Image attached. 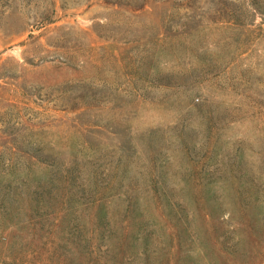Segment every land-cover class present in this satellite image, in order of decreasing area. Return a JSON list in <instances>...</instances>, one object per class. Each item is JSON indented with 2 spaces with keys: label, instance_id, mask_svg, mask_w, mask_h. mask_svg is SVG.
I'll return each instance as SVG.
<instances>
[{
  "label": "rangeland",
  "instance_id": "rangeland-1",
  "mask_svg": "<svg viewBox=\"0 0 264 264\" xmlns=\"http://www.w3.org/2000/svg\"><path fill=\"white\" fill-rule=\"evenodd\" d=\"M0 264H264V0H0Z\"/></svg>",
  "mask_w": 264,
  "mask_h": 264
}]
</instances>
